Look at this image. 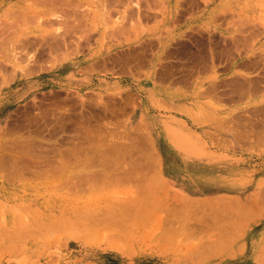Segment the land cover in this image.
Segmentation results:
<instances>
[{
  "label": "rangeland",
  "instance_id": "obj_1",
  "mask_svg": "<svg viewBox=\"0 0 264 264\" xmlns=\"http://www.w3.org/2000/svg\"><path fill=\"white\" fill-rule=\"evenodd\" d=\"M60 1L71 4L56 6L63 17L50 27L31 19L37 15L33 9L42 7L0 0L6 27L0 26L6 32L0 36V58L13 41L26 47L20 67L8 68L10 79L0 77V264H264V198L251 197L264 187V31L257 30L249 46L235 41L250 24H264L258 2L216 0L210 10L198 8L209 17L196 20L202 11L196 9L180 19L176 14L173 23L165 20L170 0ZM166 33L175 35L174 64L189 56L198 62L188 94L196 111L187 115L197 134L166 116L171 110L161 86L148 81L143 101L117 84L126 74L143 81L141 65L156 53L152 38L146 40ZM8 34L16 37L8 40ZM130 46L137 49L121 54ZM233 53L235 109L228 111L222 82L228 75L226 54ZM94 60L107 61L109 69L84 67ZM245 61L251 69L250 98L243 90ZM155 134L163 140L157 142ZM169 147L182 155L174 158L177 163L187 164L183 173H172L175 181L162 158Z\"/></svg>",
  "mask_w": 264,
  "mask_h": 264
},
{
  "label": "crops",
  "instance_id": "obj_2",
  "mask_svg": "<svg viewBox=\"0 0 264 264\" xmlns=\"http://www.w3.org/2000/svg\"><path fill=\"white\" fill-rule=\"evenodd\" d=\"M175 8V6H169L168 9L170 8ZM173 8V11H174ZM182 8V7H181ZM180 8V9H181ZM168 9H167V13H168ZM200 9H202L201 14L198 15L197 17H195L196 20H198L201 17L206 16L205 13L206 11L208 12V10H205L203 7H201ZM198 9V10H200ZM196 10V9H195ZM192 12V11H190ZM188 11V13H190ZM186 13V12H185ZM209 17V16H206ZM210 19V18H209ZM189 20V18L187 19ZM169 34V33H168ZM165 37H167V33L165 35ZM169 38V37H168ZM171 40L172 38H169V41L167 39L162 40L161 44L154 45V49L156 50V53L153 55V57L151 59H147L146 62L143 63V65H141V69H145V73L144 75L141 77L142 78V82H134L133 80L131 81L130 79L128 80V76L129 75H124L123 79L125 80H118V85H124L127 86L129 89L131 88L132 91H136L135 93L138 94V96L140 98H142L143 101H147L148 97L146 96V94H144L143 91V87L145 84L147 85H151V83H155L159 86H161L166 94V100L165 105H167L168 109H170L171 111L168 112L166 114V116H168L170 118V120L174 123H177L180 126H186V127H190L191 129V133H199L198 131V127L195 126V122H191L189 123V117L187 116L190 113H194L196 111V109H194V102H190L188 101L189 99V92L192 90L193 85H192V79L194 78V76H197V72L196 73H191V69L196 67V65L198 64V62L189 60L187 57L186 60H184V58H181V64L180 66H178L177 63H173L175 62L173 60V55L172 52L174 50L173 44H171ZM251 40L248 43V46L250 45ZM183 44V43H181ZM188 44V43H187ZM189 45V44H188ZM234 46V44H233ZM137 48H134L133 46H130L129 48L125 49L123 52H121V54L123 55H129L132 54V52H134ZM172 52H171V51ZM247 51V50H246ZM245 51V52H246ZM134 54V53H133ZM231 55H235L233 54H226V58L229 61V68H228V75H227V79L223 80V84L226 87L224 88V91L222 93V95L227 96V97H223L226 101H224L225 106H227V110H233L235 109V90H236V75H235V67H234V62L236 61V57H231ZM110 59V58H108ZM162 60H167L166 63H160ZM168 60H170V62H168ZM183 62H187L186 63V67L184 70V63ZM231 62V63H230ZM246 63H243V67H244V72H247L243 78V86L244 89H246V91H244L245 95L246 93H248V98H250V90L248 89L249 83H248V79H251V70L250 69V65L247 64L248 61H245ZM142 63V62H140ZM136 66V65H135ZM85 68H89V70H96V69H109L108 68V64L107 61L104 60H94L92 61V63H90L89 65H85ZM112 68V67H111ZM133 69H135V67H132ZM180 69L179 72H177V69ZM58 71H60V69H58ZM70 70H68L65 73H61V75L69 73ZM92 78V77H91ZM247 78V79H246ZM95 79H92L91 82L93 81V83L95 84ZM141 80V79H140ZM151 80V83H148V81ZM153 80V81H152ZM121 84V85H120ZM146 86V85H145ZM247 86V88H246ZM147 87V86H146ZM249 90V91H248ZM248 91V92H247ZM170 94V95H169ZM233 95V96H230ZM190 125V126H189ZM197 125V124H196ZM186 129V128H185ZM156 135V134H155ZM157 142H159V140H163L160 139V135L157 134ZM173 149H171L169 147V154L166 155L165 157L162 156V158L164 159V169H167L166 171L169 173L170 175V179L174 180L175 176L172 177V173H183L185 167L187 166V164L182 161L181 159L179 160V163H177L178 161L174 158L178 157V158H182V155H176L174 151H171ZM177 180V179H175ZM174 180V181H175ZM180 182V181H179Z\"/></svg>",
  "mask_w": 264,
  "mask_h": 264
},
{
  "label": "bare ground",
  "instance_id": "obj_3",
  "mask_svg": "<svg viewBox=\"0 0 264 264\" xmlns=\"http://www.w3.org/2000/svg\"><path fill=\"white\" fill-rule=\"evenodd\" d=\"M29 2H30V6H35V7H42V9L39 11L38 9L37 10H35V9H33V13H35V14H37V15H34V16H31V19H34V20H36V21H38V23H41V25L42 24H45L46 25V23L48 24L49 23V25H50V27H52L53 26V22L54 21H57V23H59L58 22V20L59 21H61V19H62V12L61 11H59V9L56 7V6H64L65 5V7L66 6H69L70 4H71V2H61L60 0H28ZM121 1V0H120ZM167 1V0H166ZM216 0H170V5L171 6H175V8H174V11H173V8H169L168 9V13L166 14V18H165V20H167V21H170L171 22V20H173L174 22L173 23H175L176 22V19H175V17L177 16L176 14H179L178 16H179V18L178 19H180V15H185L184 13H185V11H186V13H188V11L190 12V11H194L195 9H198L199 8V6H200V4H203L204 6H205V8L206 9H208V6L209 5H211L212 3H214ZM224 1H227V0H224ZM242 1H244V2H249V0H242ZM257 2H258V4H259V7H260V9H261V14L263 15L264 14V0H256ZM9 2V1H8ZM134 2H135V0H134ZM251 2H252V0H251ZM93 3V2H92ZM96 3H98V2H96ZM103 3V2H102ZM121 3V2H120ZM139 3V2H138ZM141 3V2H140ZM255 3V2H254ZM77 4H80V3H77ZM91 4V3H90ZM116 4H118V3H116ZM143 3H141V5H142ZM73 5V4H72ZM71 5V6H72ZM75 5V4H74ZM97 5V4H96ZM103 5V4H102ZM106 5H109V4H107L106 2L104 3V6H105V8H106ZM111 5V4H110ZM135 5V4H134ZM164 5V4H163ZM8 6V5H7ZM78 6H80V5H78ZM117 6V5H116ZM121 6V5H120ZM145 6V5H144ZM20 7V6H19ZM98 7H100V6H98ZM114 7V6H113ZM135 7H136V9H137V5H135ZM182 7V8H181ZM6 8H8V7H6ZM23 8V7H22ZM21 8V9H22ZM26 8V7H25ZM68 8V7H67ZM66 8V9H67ZM107 8H108V6H107ZM106 8V9H107ZM142 8V7H141ZM140 8V9H141ZM178 8H181V9H178ZM58 9V10H57ZM75 9V8H74ZM78 9H80V8H78ZM112 9V8H111ZM114 9V8H113ZM128 9V8H127ZM130 9V8H129ZM135 9V8H134ZM135 9V10H136ZM68 10V9H67ZM69 10H72V9H69ZM82 10V9H81ZM109 10V9H108ZM143 11H144V9H142ZM146 10H148V9H146ZM9 11H11L12 13H13V15H14V18H16L17 19V10L15 9V6L13 7V6H11V10H9ZM31 11V10H30ZM29 11V12H30ZM63 11H65V10H63ZM80 11V10H79ZM129 11V10H128ZM136 11H140V10H136ZM5 12H8V10L7 11H5ZM19 12V11H18ZM27 12V11H26ZM39 12H40V15H39ZM59 12H61V13H59ZM65 12H67V11H65ZM82 12V11H81ZM83 12H84V10H83ZM88 12V11H87ZM114 12V11H113ZM124 12V11H123ZM131 12V11H130ZM135 12V11H134ZM184 12V13H183ZM4 13V12H3ZM10 12H8V14H9ZM32 13V14H33ZM76 13V12H75ZM86 13V12H85ZM104 13V12H103ZM119 13V15H120V12H118ZM137 13V12H136ZM141 13V12H140ZM140 13H137V17H138V14H140ZM146 13H149V12H146ZM228 11L226 12V11H223L222 12V14L221 15H223L224 17L225 16H228ZM78 14V13H77ZM126 14V13H125ZM145 14V13H144ZM143 14V15H144ZM165 14V13H164ZM0 15H1V13H0ZM11 15V13L9 14V16ZM20 15V14H19ZM28 15V14H27ZM76 15V14H75ZM80 15V14H79ZM79 15H76L77 17H79ZM109 15L112 17L114 14H110L109 13ZM108 15V17L109 18H107L106 19V21H105V19H104V22L102 23V24H104V25H109L108 23H109V21H110V16ZM116 15V14H115ZM114 15V17H116ZM211 15H212V13H211ZM8 16V15H7ZM21 16V18H23L22 16H25V15H20ZM81 16V15H80ZM84 16V15H83ZM126 16V15H125ZM146 16V15H145ZM177 16V17H178ZM12 17V16H11ZM27 18H29L28 16H26ZM65 17V16H64ZM82 17V16H81ZM113 17V18H114ZM118 17V16H117ZM116 17V18H117ZM129 17V16H128ZM139 17H141V15H139ZM138 17V18H139ZM147 17H149V15L147 16ZM155 17V16H154ZM184 17V16H183ZM183 17H182V19H183ZM261 17H263V16H261ZM13 18V17H12ZM72 18H73V16H72ZM76 18V17H75ZM75 18H73L74 19V21H77V20H75ZM133 18V17H132ZM145 18V17H144ZM221 17H219V19H220ZM264 18V17H263ZM64 19V18H63ZM67 19V18H66ZM108 19H109V21H108ZM175 19V20H174ZM13 20V19H12ZM12 20H10V21H12ZM15 20V19H14ZM19 19H17V21H18ZM72 20V19H71ZM144 20V19H143ZM147 20H150V19H147ZM3 21H4V19L2 20V19H0V26L3 24ZM178 21H180V20H178ZM177 21V22H178ZM26 22V21H25ZM72 22V21H71ZM78 22V21H77ZM82 22V21H81ZM81 22H80V24H81ZM84 22V21H83ZM95 22V21H94ZM96 22L97 23H99L97 20H96ZM126 22V21H125ZM165 22V21H164ZM263 22V21H262ZM260 23V24H254V23H252L253 25H251L250 24V26L246 29V31H245V35L243 34V37L242 38H240V39H235V41H238L237 42V46L238 45H246L247 43H248V41H249V38H253L255 35H256V33H258V32H256L257 30L259 31V30H261L262 29V31H264V24L263 23ZM6 23V22H5ZM8 23V22H7ZM6 23V24H7ZM13 23H14V21H13ZM17 23V22H16ZM15 23V24H16ZM19 23H22V21L21 22H18V24ZM53 23V24H52ZM67 23V22H66ZM70 23V22H69ZM85 23V22H84ZM100 23V24H101ZM111 23V25L112 24H116L117 23V21L116 20H113V21H111L110 22ZM10 24V23H9ZM17 24V25H18ZM23 24V23H22ZM63 24H64V22H63ZM72 24V23H71ZM76 24H78V23H75V25ZM88 24V23H87ZM93 24V23H92ZM99 24V25H100ZM102 24H101V26H102ZM127 24V23H126ZM125 24V25H126ZM8 25V24H7ZM6 25V26H7ZM13 25V24H12ZM11 25V26H12ZM49 25H48V27L47 28H50L49 27ZM52 25V26H51ZM62 25V24H61ZM106 25V26H107ZM122 25V24H121ZM173 25V24H172ZM2 26H4L5 27V24H3ZM1 26V27H2ZM11 26H9V28L11 27ZM14 26V25H13ZM64 26V25H63ZM73 26H74V24H73ZM170 26V25H169ZM3 27V30H2V28H0V31L2 30V31H5V28ZM16 27V26H15ZM14 27V28H15ZM20 27V26H19ZM81 27V26H80ZM96 27V26H95ZM115 27V26H114ZM12 29H13V27H11ZM16 28H18V27H16ZM15 28V29H16ZM101 28V27H100ZM109 28V27H108ZM243 28V27H242ZM241 28V29H242ZM256 28H258V29H256ZM11 29V30H12ZM19 29V28H18ZM16 30V31H19V30ZM118 29H120V28H118ZM26 30V29H25ZM46 30V29H45ZM48 30V29H47ZM50 30V29H49ZM52 30H54V28L52 29L51 28V34H54V32L52 33ZM15 31V32H16ZM108 31V30H107ZM106 31V32H107ZM112 31V30H111ZM11 32V31H10ZM47 32V31H46ZM109 32V31H108ZM168 32V31H167ZM239 32V31H238ZM246 32H249L248 34L246 33ZM2 33V34H1ZM6 33V32H5ZM5 33H3V32H0V36H3ZM56 33H58L57 31H56ZM15 34H17V32L15 33ZM49 34V33H48ZM62 34V33H61ZM108 34V33H107ZM110 34V33H109ZM112 34V33H111ZM110 34V35H111ZM114 34V33H113ZM159 34V33H158ZM239 34V33H238ZM237 34V36H240V35H238ZM247 34V35H246ZM22 35L23 36H26L25 34H23L22 33ZM20 36V37H23V36ZM32 35V34H31ZM28 36V35H27ZM50 36V35H49ZM52 36V35H51ZM151 36V35H150ZM175 35H174V33L172 34V33H167V37H162V35H155L154 34V36H151V37H149V38H147L148 40H146V41H148V44L150 43V41H154V42H152V45L153 44H157V45H159V44H161V41L162 40H165V39H167L168 41H169V38H173ZM7 37L9 38V34L7 35ZM10 37H11V35H10ZM13 37L15 38L16 37V35H13L11 38H9L8 40H10V39H13ZM32 37V36H31ZM36 37V36H35ZM38 38H39V36H37ZM46 37H48V36H46ZM53 37H55V36H53ZM85 37V36H84ZM169 37V38H168ZM26 38V37H25ZM25 38L23 39V40H25ZM29 38V37H28ZM50 38V37H49ZM150 38H152L150 41H149V39ZM232 38V37H231ZM5 39H7V38H5ZM37 39V38H36ZM21 40V39H20ZM34 40H35V38H34ZM232 40V39H231ZM2 41H3V39H2ZM17 41H18V39H17ZM36 41V40H35ZM43 41V40H42ZM49 41V40H48ZM60 41V40H59ZM177 41V40H176ZM175 41V42H176ZM21 42V41H20ZM20 42H17V44H15L16 42H12V45H9V43L7 42L6 43V45H9V47L8 48H3L4 49V52L3 53H5L4 55L5 56H3V57H1L2 58V60L3 61H0V77H3L5 80H8V79H10L9 77H8V79H7V77H6V75L9 73L8 72V68L9 67H11L12 68V70H16V69H18L19 67H20V65L18 66V64H20V57L19 56H21L20 54L21 53H23V52H20L21 50H24L23 48H26V47H23V48H21L22 47V43H24L23 41H22V43L20 44ZM34 42V41H33ZM40 42V41H39ZM1 43V42H0ZM11 43V42H10ZM32 43V42H31ZM31 43H30V45H31ZM51 43H53V42H51ZM54 43H55V41H54ZM236 43V42H235ZM36 44V43H35ZM37 44H39V43H37ZM42 44H44V43H42ZM50 44V43H49ZM56 44V43H55ZM141 44H142V42H141ZM5 45V46H6ZM20 45H21V47H20ZM236 45V44H235ZM4 46V45H3ZM4 46V47H5ZM42 46V45H41ZM45 46V45H44ZM47 46V45H46ZM52 46V45H51ZM54 46V45H53ZM30 47V46H29ZM33 47V46H32ZM37 47V46H36ZM246 47V46H245ZM47 48V47H46ZM3 49H2V51H3ZM33 49H35V47L33 48ZM58 49V48H57ZM151 49V51H152V48H150ZM154 49V48H153ZM47 50V49H46ZM30 51H32V50H30ZM67 51V50H66ZM171 51V50H170ZM238 51V53H239V51H241V49L240 50H237ZM7 52V53H6ZM33 52V51H32ZM32 52H29V53H31L32 54ZM49 52V51H48ZM53 52V51H52ZM172 52V51H171ZM25 53H27V50H26V52ZM173 53V52H172ZM28 54V53H27ZM240 54V53H239ZM238 54V55H239ZM25 55V54H24ZM41 55V54H40ZM29 56V55H28ZM64 56V55H63ZM4 57H7V60L5 61L4 59ZM31 57H32V55H31ZM0 58V59H1ZM28 58V57H27ZM24 60V59H23ZM23 60L21 61V63L22 64H24L23 63ZM29 60V59H28ZM25 61V60H24ZM249 61H251V60H249ZM253 61V60H252ZM66 62V61H65ZM63 63V64H61V66L63 65V66H66V63H68V62H66V63ZM254 62V61H253ZM8 64V65H7ZM21 64V65H22ZM68 65V64H67ZM8 72V73H7ZM260 74V73H259ZM264 77V76H263ZM247 79V78H246ZM261 79V78H260ZM2 80V78L0 79V81ZM251 80V79H250ZM250 80H248V81H250ZM4 81V80H3ZM10 81V80H9ZM255 81V80H254ZM260 81V80H259ZM4 82H6V81H4ZM256 82V81H255ZM263 81H261V83H262ZM1 83V82H0ZM250 83H252L251 81H250ZM258 86V84H254V87L255 86ZM250 87H249V89L250 88H252V85H249ZM256 90V89H255ZM258 90H259V86H258ZM252 91V90H251ZM257 91V90H256ZM250 92V91H249ZM250 94H252L251 92H250ZM253 94H256V93H253ZM250 96H252V95H250ZM259 109V108H258ZM262 109H264V105H263V107L260 109L261 111H262ZM255 110H257V108L255 109ZM254 110V108H253V110H252V112L253 111H255ZM257 111H259V110H257ZM261 111H259V112H261ZM264 112V111H263ZM246 113V112H245ZM262 113V112H261ZM244 114V113H243ZM255 114H257V112L255 113ZM246 115V114H245ZM248 115V114H247ZM262 115H264V113L262 114ZM249 116V115H248ZM247 116V117H248ZM251 116V115H250ZM249 116V117H250ZM257 116V115H256ZM262 121H263V119H262ZM264 124V123H263ZM255 128V127H254ZM255 130V129H254ZM247 131V130H246ZM246 133V132H245ZM257 134V133H256ZM259 134V133H258ZM248 136V135H247ZM240 137V136H239ZM239 139V138H238ZM261 139V138H260ZM259 140V139H258ZM254 143V142H253ZM218 144V143H217ZM220 146V145H219ZM165 149H166V147H165ZM17 157V156H16ZM15 158V157H14ZM19 158V157H18ZM17 159V158H16ZM32 160V159H31ZM64 160V159H63ZM10 161H12V160H10ZM5 162V161H4ZM3 162V163H4ZM116 162V161H115ZM8 163V162H7ZM12 163V162H11ZM11 163H9L10 165H12ZM65 163V162H64ZM110 164V163H109ZM64 165V164H63ZM108 166V165H107ZM113 166V165H112ZM16 168V167H15ZM22 168V167H21ZM263 170H264V168H263ZM100 171H102V170H100ZM14 172V171H13ZM19 173V172H18ZM98 173H100V172H98ZM103 173V172H102ZM113 173V172H112ZM16 174V172L15 173H13V175L12 176H14ZM107 174V173H106ZM17 175V174H16ZM30 175V174H29ZM29 175H28V177H29ZM119 175V174H118ZM83 176V175H82ZM92 176V175H91ZM126 176V175H125ZM132 176V175H131ZM14 178V177H13ZM95 178V177H94ZM6 179V178H5ZM121 179V178H120ZM115 180V179H114ZM260 180V179H259ZM89 181V180H88ZM130 181V180H129ZM83 182V181H82ZM85 182V181H84ZM93 182V181H92ZM111 182V181H110ZM116 182V181H115ZM127 181H125V183H126ZM90 183V182H89ZM88 183V184H89ZM120 183V182H119ZM123 183H124V181H123ZM124 183V184H125ZM128 183V182H127ZM105 184V183H104ZM85 185V184H84ZM87 185V184H86ZM120 185H122V183H120ZM79 186V185H78ZM130 186V185H129ZM264 186V185H263ZM123 187V186H122ZM121 187V188H122ZM126 187V186H125ZM130 187H132V186H130ZM259 187H260V185H259ZM89 188V187H88ZM81 189V188H80ZM117 189V188H116ZM262 189V190H261ZM261 189L260 190H258V192L256 191V192H252L251 194H252V196L251 197H253L254 198V200L253 201H256V198H258L257 200H259L260 201V199L263 197L264 198V187H261ZM118 190V189H117ZM119 190H120V188H119ZM126 191V190H125ZM127 192V191H126ZM113 194V193H112ZM125 194V193H124ZM123 194V195H124ZM159 195V194H158ZM166 195V194H165ZM249 195V194H248ZM247 195V196H248ZM122 196V195H121ZM125 196V195H124ZM127 196V195H126ZM125 196V197H126ZM115 197V196H114ZM140 197V196H139ZM154 197V196H153ZM183 197V196H182ZM231 198V197H230ZM233 198V197H232ZM173 199V198H172ZM227 199H229V198H227ZM248 199H249V197H248ZM170 200V199H169ZM195 200V199H194ZM232 200V199H231ZM231 200H229V201H231ZM245 201L247 200V199H244ZM114 201V200H113ZM223 201H225V200H223ZM233 201V200H232ZM262 201H264V200H262ZM202 202V201H201ZM221 202V201H220ZM234 202V201H233ZM235 202H237V201H235ZM126 203V202H125ZM137 203H139V202H137ZM205 203V202H204ZM223 203V202H222ZM246 203H247V201H246ZM256 203V202H255ZM254 203V205H256ZM206 204V203H205ZM230 205H231V203H229ZM240 204V203H239ZM139 205V204H138ZM136 206V205H135ZM205 206V205H204ZM241 205H239V207H240ZM244 206H245V204H244ZM143 207V206H142ZM235 208H236V205L234 206ZM254 207V206H253ZM136 208V207H135ZM139 208V207H138ZM215 208V207H214ZM231 208H233V207H231ZM230 207H229V210L231 209ZM128 209V208H127ZM126 209V210H127ZM142 209V208H141ZM147 209V208H146ZM145 209V210H146ZM151 209V208H150ZM219 209H221V208H219ZM219 209H217L218 211H219ZM165 210V209H164ZM209 210H210V208H209ZM216 210V211H217ZM232 210V209H231ZM233 210H234V208H233ZM236 210V209H235ZM240 211L241 210H243V206H242V209H239ZM131 211V210H130ZM136 211V210H135ZM138 211V210H137ZM151 212H152V210H150ZM149 211V212H150ZM212 211V210H211ZM216 211H215V213H216ZM228 211V210H227ZM243 211H245V209L243 210ZM242 211V212H243ZM250 211V210H249ZM122 212V211H121ZM140 212H141V210H140ZM144 212V211H143ZM234 212V214H235V211H233ZM233 212H232V214H233ZM238 212V211H237ZM247 212V211H246ZM128 213H130V212H128ZM153 213H154V211H153ZM212 213H214V212H212ZM136 214H138V212L136 213ZM149 214V213H148ZM219 214V213H218ZM233 214V215H234ZM240 214V213H239ZM139 215V214H138ZM137 215V216H138ZM235 215H238V213L237 214H235ZM241 215H242V213H241ZM244 215V214H243ZM219 216V215H218ZM217 216V217H218ZM209 217V216H208ZM230 217V216H229ZM238 217V216H237ZM146 218L148 219L149 217H147L146 216ZM205 218V217H204ZM204 218H202V219H204ZM227 218V217H226ZM245 218H246V216H245ZM244 217L242 218V220L243 219H245ZM135 219V218H134ZM143 219V218H142ZM145 219V218H144ZM143 219V220H144ZM210 219V218H209ZM214 219V218H213ZM212 219V220H213ZM220 219V218H219ZM232 219V218H231ZM239 219V218H238ZM131 220V219H130ZM228 220V219H227ZM134 221V220H133ZM136 221V220H135ZM196 221H200V219H198V220H196ZM212 222V221H211ZM216 222V221H215ZM220 222V221H219ZM222 222V221H221ZM227 222V221H226ZM225 222V223H226ZM235 222V221H234ZM233 222V223H234ZM240 222H242V221H239V223ZM243 222H245V220L243 221ZM135 223V222H134ZM201 223V222H200ZM229 223H230V221H229ZM228 223V224H229ZM206 224V223H205ZM221 224V223H220ZM220 224H217V225H220ZM227 224V223H226ZM226 224H224V225H226ZM230 224H232V223H230ZM235 224V223H234ZM216 225V226H217ZM223 225V224H222ZM223 225V226H224ZM243 225V224H242ZM26 226V225H25ZM38 226V225H37ZM143 226V225H142ZM243 226H245V225H243ZM243 226H241L242 228H244ZM2 227V226H1ZM219 226H217V228H218ZM221 227V226H220ZM227 227V226H226ZM228 227H229V225H228ZM232 227V226H231ZM236 227V226H235ZM234 227V228H235ZM4 228V227H3ZM43 228V227H42ZM194 228V227H193ZM196 228V227H195ZM194 228V229H195ZM203 228H204V225H203ZM216 228V229H217ZM233 228V227H232ZM231 228V229H232ZM2 229V228H1ZM37 229V228H36ZM44 229V228H43ZM202 229V228H201ZM214 229V228H213ZM220 229V228H219ZM218 229V230H219ZM5 230L6 229H4V232H5ZM196 230V229H195ZM200 230V229H199ZM204 230H206V228L204 229ZM225 230V229H224ZM226 230H227V228H226ZM232 230H234V229H232ZM1 231V230H0ZM40 230H38V232H39ZM142 231V230H141ZM201 232H202V230H200ZM236 231L237 230H235L234 232L236 233ZM1 232H3V229H2V231ZM0 232V233H1ZM8 232V231H7ZM32 232V231H31ZM34 232H36V231H34ZM133 232V231H132ZM131 232V233H132ZM206 232V231H205ZM207 232H208V228H207ZM214 232H215V230H214ZM233 232V233H234ZM17 233V232H16ZM200 233V232H199ZM229 233H230V231H229ZM3 234V233H2ZM34 234V233H33ZM38 234V233H37ZM206 234H208V233H206ZM1 235V234H0ZM20 235V234H19ZM147 235V234H146ZM145 235V236H146ZM2 236V235H1ZM22 236V235H21ZM154 237V236H153ZM23 238H24V236H23ZM22 237H21V239H23ZM126 238V237H125ZM140 238V237H139ZM137 244V243H136ZM146 244V243H145Z\"/></svg>",
  "mask_w": 264,
  "mask_h": 264
}]
</instances>
